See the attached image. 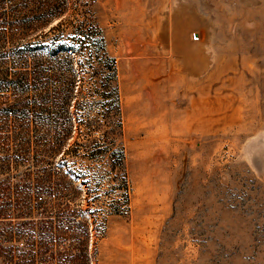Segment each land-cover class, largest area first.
I'll return each mask as SVG.
<instances>
[{"label": "rangeland", "instance_id": "obj_1", "mask_svg": "<svg viewBox=\"0 0 264 264\" xmlns=\"http://www.w3.org/2000/svg\"><path fill=\"white\" fill-rule=\"evenodd\" d=\"M49 1L0 0V264L10 226L59 209L88 224L89 264H264V0ZM87 19L116 63L124 171L67 156L88 185L53 173L52 195L56 116L18 73Z\"/></svg>", "mask_w": 264, "mask_h": 264}, {"label": "trees", "instance_id": "obj_2", "mask_svg": "<svg viewBox=\"0 0 264 264\" xmlns=\"http://www.w3.org/2000/svg\"><path fill=\"white\" fill-rule=\"evenodd\" d=\"M58 1H62L60 5L69 2L49 1L45 3L46 6L44 4L43 10L50 16L59 7L57 4L54 6V2ZM72 2L74 10H81L88 3L82 0ZM72 27L68 33L61 31L59 38L36 45L33 48V63L30 64L28 58H25L26 63L18 73L22 80L21 86L26 89L32 85L36 92L34 104L40 109L37 115L40 121L48 123V119L42 115L50 109H53V115L56 116L54 124L58 130L51 136L49 154L54 160L47 162L50 167L48 179L51 180L50 174L58 172L68 178L81 176L82 183L88 185L84 174L76 175L68 163L67 156L78 155L91 160L102 159L109 171L122 181L125 153L117 139L122 131V122L115 59L107 53L100 29L93 21L87 19ZM72 138L73 143L64 148L65 143H69ZM58 154L59 161L56 162ZM53 185L56 184L50 181L52 195ZM21 191L17 188L15 192L17 205ZM17 208L21 210L20 206ZM27 213L22 210L17 215L30 217ZM86 213L94 217L93 210L88 209ZM50 215L38 222L29 220L21 223L24 229L17 227L19 225L10 226V230L6 231L9 243L6 248L8 264H89L86 247L88 224L72 220L75 214L70 210L59 209L55 210L53 217ZM36 226L38 232L28 234L26 244L19 241L24 232ZM65 232L70 233L69 238L74 246L70 243L66 250L55 251L54 248L63 242V238H57L56 235Z\"/></svg>", "mask_w": 264, "mask_h": 264}, {"label": "snow or ice", "instance_id": "obj_3", "mask_svg": "<svg viewBox=\"0 0 264 264\" xmlns=\"http://www.w3.org/2000/svg\"><path fill=\"white\" fill-rule=\"evenodd\" d=\"M194 38H198V37H194Z\"/></svg>", "mask_w": 264, "mask_h": 264}]
</instances>
